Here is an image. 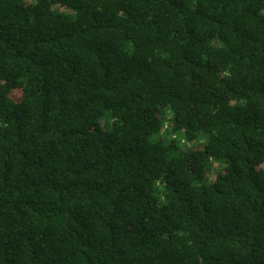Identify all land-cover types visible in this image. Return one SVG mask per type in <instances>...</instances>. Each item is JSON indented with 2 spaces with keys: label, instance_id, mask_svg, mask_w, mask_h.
<instances>
[{
  "label": "trees",
  "instance_id": "1",
  "mask_svg": "<svg viewBox=\"0 0 264 264\" xmlns=\"http://www.w3.org/2000/svg\"><path fill=\"white\" fill-rule=\"evenodd\" d=\"M0 264H264V0H0Z\"/></svg>",
  "mask_w": 264,
  "mask_h": 264
}]
</instances>
